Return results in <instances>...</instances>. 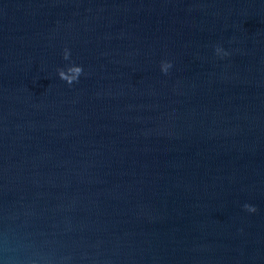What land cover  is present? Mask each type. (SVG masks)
<instances>
[{"label":"water","instance_id":"95a60500","mask_svg":"<svg viewBox=\"0 0 264 264\" xmlns=\"http://www.w3.org/2000/svg\"><path fill=\"white\" fill-rule=\"evenodd\" d=\"M0 264H264V0H0Z\"/></svg>","mask_w":264,"mask_h":264}]
</instances>
